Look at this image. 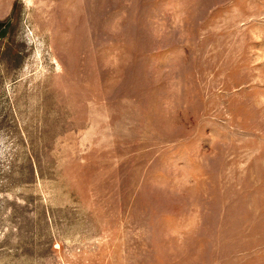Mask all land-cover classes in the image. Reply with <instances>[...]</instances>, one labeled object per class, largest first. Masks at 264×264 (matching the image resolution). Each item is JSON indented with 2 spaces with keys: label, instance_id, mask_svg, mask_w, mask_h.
<instances>
[{
  "label": "rangeland",
  "instance_id": "rangeland-1",
  "mask_svg": "<svg viewBox=\"0 0 264 264\" xmlns=\"http://www.w3.org/2000/svg\"><path fill=\"white\" fill-rule=\"evenodd\" d=\"M0 264H264V0H0Z\"/></svg>",
  "mask_w": 264,
  "mask_h": 264
}]
</instances>
